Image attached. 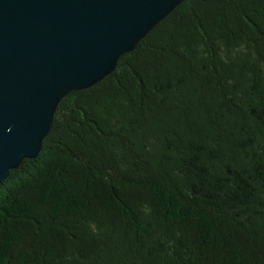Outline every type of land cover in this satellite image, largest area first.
Wrapping results in <instances>:
<instances>
[{
    "label": "trees",
    "instance_id": "16d2710c",
    "mask_svg": "<svg viewBox=\"0 0 264 264\" xmlns=\"http://www.w3.org/2000/svg\"><path fill=\"white\" fill-rule=\"evenodd\" d=\"M0 264H264V0H183L63 96Z\"/></svg>",
    "mask_w": 264,
    "mask_h": 264
},
{
    "label": "water",
    "instance_id": "95a60500",
    "mask_svg": "<svg viewBox=\"0 0 264 264\" xmlns=\"http://www.w3.org/2000/svg\"><path fill=\"white\" fill-rule=\"evenodd\" d=\"M183 0H0V183L33 159L70 91L118 58Z\"/></svg>",
    "mask_w": 264,
    "mask_h": 264
}]
</instances>
